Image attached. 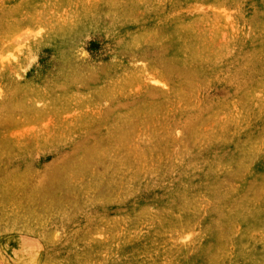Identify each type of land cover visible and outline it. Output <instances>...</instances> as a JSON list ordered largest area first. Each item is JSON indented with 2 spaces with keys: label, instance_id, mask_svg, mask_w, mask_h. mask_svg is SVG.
<instances>
[{
  "label": "rangeland",
  "instance_id": "374dc122",
  "mask_svg": "<svg viewBox=\"0 0 264 264\" xmlns=\"http://www.w3.org/2000/svg\"><path fill=\"white\" fill-rule=\"evenodd\" d=\"M0 264H264V0H0Z\"/></svg>",
  "mask_w": 264,
  "mask_h": 264
}]
</instances>
